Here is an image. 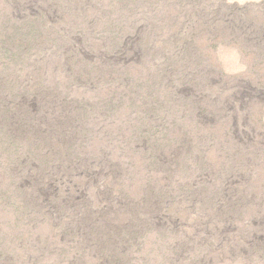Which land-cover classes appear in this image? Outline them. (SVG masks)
<instances>
[{
  "label": "rangeland",
  "instance_id": "obj_1",
  "mask_svg": "<svg viewBox=\"0 0 264 264\" xmlns=\"http://www.w3.org/2000/svg\"><path fill=\"white\" fill-rule=\"evenodd\" d=\"M0 264H264V0H0Z\"/></svg>",
  "mask_w": 264,
  "mask_h": 264
},
{
  "label": "bare ground",
  "instance_id": "obj_2",
  "mask_svg": "<svg viewBox=\"0 0 264 264\" xmlns=\"http://www.w3.org/2000/svg\"><path fill=\"white\" fill-rule=\"evenodd\" d=\"M36 110V111H41V109L40 108H37V107H30V109L29 110ZM12 113H14L15 111L14 110H11V109H9ZM20 113V112H19ZM5 114H7L6 112H5ZM7 117V116H6ZM16 118V117H15ZM11 121H12V123H13V125L15 126V130L16 129H18L20 132L19 133H21L22 135H24L26 132H25V128H24V123H25V121L24 120H18L17 119V122H15L14 121V119H12L11 118ZM34 131V132H33ZM14 132V131H13ZM32 132H33V134H32V137H34L35 136V133L37 132V127L36 128H34V130H32ZM10 133H12L11 131H10ZM17 134V133H16ZM28 135V134H27ZM18 139V138H17ZM12 141V140H11ZM23 141V140H22ZM27 141V140H26ZM24 143V142H23Z\"/></svg>",
  "mask_w": 264,
  "mask_h": 264
}]
</instances>
